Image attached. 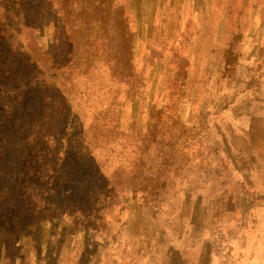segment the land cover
Returning a JSON list of instances; mask_svg holds the SVG:
<instances>
[{
  "label": "rangeland",
  "instance_id": "obj_1",
  "mask_svg": "<svg viewBox=\"0 0 264 264\" xmlns=\"http://www.w3.org/2000/svg\"><path fill=\"white\" fill-rule=\"evenodd\" d=\"M19 4L0 0V264H264V0Z\"/></svg>",
  "mask_w": 264,
  "mask_h": 264
},
{
  "label": "trees",
  "instance_id": "obj_2",
  "mask_svg": "<svg viewBox=\"0 0 264 264\" xmlns=\"http://www.w3.org/2000/svg\"><path fill=\"white\" fill-rule=\"evenodd\" d=\"M34 0H32V2H33ZM50 1H52V0H49V2ZM19 2H20V4H19V7L21 8H23V7H25V5L23 6V4H25V3H28V2H30V0H19ZM39 2H40V0H39ZM24 21H25V25H26V27H28V28H30V29H32V24H30L31 22H30V17L28 16V12H26L25 13V15H24ZM120 36H121V39H122V44L123 45H125L126 46V43L127 44H129V41H128V38H126V32H121L120 33ZM19 100H21V101H23V100H25V97L23 98V96H22V98L20 97L19 98ZM24 103V102H23ZM64 119H65V121H67L66 119V115L64 116ZM58 126H62V118H61V120L59 121V125ZM35 128L34 127H30V128H26V130H29V131H31V130H34ZM53 130H55V126L54 125H50L49 127H48V131L50 132V131H53ZM10 131H13V127H10ZM16 133H17V129H15V131H14V138L13 139H15V138H17L18 136L16 135ZM16 135V136H15ZM8 150H9V154H11V152H10V149H9V147H8ZM45 168H47V169H50V166H47V167H44L43 168V170L45 169ZM87 169L88 170H90L91 172H93V173H91L92 175H91V179L92 180H95L94 181V183H100V181H101V179H102V173H101V170L99 169V167H97V165H96V163H95V161L93 160L90 164H88L87 165ZM39 170H41V169H39ZM37 172H39L38 170H37ZM36 172V173H37ZM33 174H35V173H33ZM44 177H47L46 175H44L43 176V178ZM39 180H40V182L41 183H43L42 182V179L41 178H39ZM53 181H55V178L53 179V177H49V178H47V181H45V184L46 183H48L50 186V188L48 189V190H52L51 191V193H53V194H55V193H57V192H59V188H56V186H55V184L53 183ZM93 183V182H92ZM92 183L90 184V185H92ZM55 186V187H54ZM85 186V185H84ZM106 187V186H105ZM83 188H86V187H83ZM87 190V189H86ZM91 191V190H90ZM87 192H89V187H88V190H87ZM72 194H74V192H71L70 190H67V192H66V195H72ZM88 194V193H87ZM100 197H105L104 196V194H100Z\"/></svg>",
  "mask_w": 264,
  "mask_h": 264
}]
</instances>
